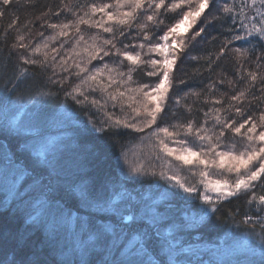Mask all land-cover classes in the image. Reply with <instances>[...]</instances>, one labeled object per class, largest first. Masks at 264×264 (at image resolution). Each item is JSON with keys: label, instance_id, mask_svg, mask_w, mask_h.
I'll return each mask as SVG.
<instances>
[{"label": "snow or ice", "instance_id": "snow-or-ice-1", "mask_svg": "<svg viewBox=\"0 0 264 264\" xmlns=\"http://www.w3.org/2000/svg\"><path fill=\"white\" fill-rule=\"evenodd\" d=\"M0 194V264H264V0H0Z\"/></svg>", "mask_w": 264, "mask_h": 264}, {"label": "trees", "instance_id": "trees-1", "mask_svg": "<svg viewBox=\"0 0 264 264\" xmlns=\"http://www.w3.org/2000/svg\"><path fill=\"white\" fill-rule=\"evenodd\" d=\"M56 2H58V0H56ZM36 31H38V29H34L33 31V35H35ZM195 62H191L189 61V64H194ZM191 69L189 68V71ZM205 75L207 76V73H205ZM213 78H215V73L213 74ZM221 88H224L225 90H227L226 86H220ZM62 99V98H61ZM121 147H123V152L127 153L131 148H139L141 147L140 141L139 139L133 140V139H125L123 141H121L120 143H118L116 145V147L114 149H112L109 153V163L112 165H119L120 168H122L121 165ZM137 157H139V161L137 162L138 164L144 162L142 159V154H138ZM126 178L129 181H132L133 183L130 185V187H132L136 192H140V191H146L149 189L150 186L155 185V184H160V186L163 188L166 185L164 184V182L159 181L158 178L154 179L152 177H127ZM170 191H172L170 189ZM2 195V194H0ZM173 204L177 205V207L181 206V202L174 200L172 201ZM237 204L234 203H228L226 202L225 205H222L220 207V215L218 217H216V219H219L221 221H227L228 216L226 214H230L231 210L233 208H236ZM246 210V209H245ZM178 218H179V214H178ZM186 222H190L186 221Z\"/></svg>", "mask_w": 264, "mask_h": 264}, {"label": "rangeland", "instance_id": "rangeland-1", "mask_svg": "<svg viewBox=\"0 0 264 264\" xmlns=\"http://www.w3.org/2000/svg\"><path fill=\"white\" fill-rule=\"evenodd\" d=\"M141 147H137V148H131L126 154V159H127V163L124 162V158H121V165H122V169L124 171L125 176L127 177H132L130 175H128L130 169L134 166L138 165V161H139V157H137L138 154L141 155V151H140Z\"/></svg>", "mask_w": 264, "mask_h": 264}]
</instances>
